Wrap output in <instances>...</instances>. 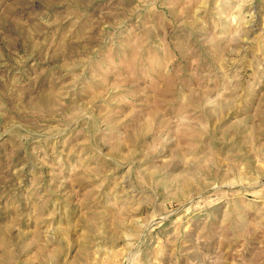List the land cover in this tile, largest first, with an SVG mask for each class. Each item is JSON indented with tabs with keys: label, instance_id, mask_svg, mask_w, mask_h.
<instances>
[{
	"label": "rangeland",
	"instance_id": "obj_1",
	"mask_svg": "<svg viewBox=\"0 0 264 264\" xmlns=\"http://www.w3.org/2000/svg\"><path fill=\"white\" fill-rule=\"evenodd\" d=\"M0 264H264V0H0Z\"/></svg>",
	"mask_w": 264,
	"mask_h": 264
}]
</instances>
